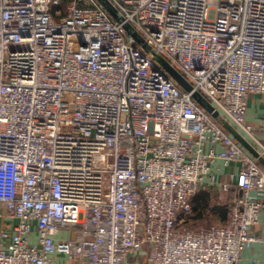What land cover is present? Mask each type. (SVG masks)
Here are the masks:
<instances>
[{"label":"built area","instance_id":"1","mask_svg":"<svg viewBox=\"0 0 264 264\" xmlns=\"http://www.w3.org/2000/svg\"><path fill=\"white\" fill-rule=\"evenodd\" d=\"M106 1L121 22L98 0H0V208L13 222L0 264H124L144 249L146 264H239L258 242L264 171L155 57L264 158V119L246 122L264 95V0ZM218 161L238 167L226 181ZM230 188L224 223L186 225L200 191Z\"/></svg>","mask_w":264,"mask_h":264},{"label":"crops","instance_id":"2","mask_svg":"<svg viewBox=\"0 0 264 264\" xmlns=\"http://www.w3.org/2000/svg\"><path fill=\"white\" fill-rule=\"evenodd\" d=\"M264 119V95L252 94L248 99L246 112V122L252 128L258 130L262 120ZM261 139V137H260ZM246 150V149H245ZM247 151V150H246ZM248 152V151H247ZM249 153V152H248ZM250 154V153H249ZM251 155V154H250ZM252 156V155H251ZM236 164L225 165L222 162H216L213 166V172L217 175L220 181H226L230 172L237 170ZM218 194V190H211L210 193ZM211 196V194H210ZM0 231L10 229L13 222L8 218L6 210L1 208ZM222 223V222H221ZM250 233L258 242L254 243L251 248L242 253L239 264H264V211L259 214L258 224L251 228ZM74 236L73 233L67 230H61L56 236V239H69ZM37 237L35 232L32 234V242H36ZM53 264H83L76 260L69 259L66 255L56 253L52 256ZM146 249L128 256L124 264H146Z\"/></svg>","mask_w":264,"mask_h":264},{"label":"water","instance_id":"3","mask_svg":"<svg viewBox=\"0 0 264 264\" xmlns=\"http://www.w3.org/2000/svg\"><path fill=\"white\" fill-rule=\"evenodd\" d=\"M98 1L117 22H121V18L118 13L108 4L106 0ZM124 28L138 43H142L140 36L129 25H125ZM143 48H145L144 43ZM155 61L183 91L191 92L194 101L208 114H210L213 119L220 122V124L232 135V137L252 155V157L257 159L258 162L264 164V158L260 157L258 153L251 147V145L220 117L219 113L199 92L193 91L192 86L177 70H175L163 57L156 56Z\"/></svg>","mask_w":264,"mask_h":264},{"label":"trees","instance_id":"4","mask_svg":"<svg viewBox=\"0 0 264 264\" xmlns=\"http://www.w3.org/2000/svg\"><path fill=\"white\" fill-rule=\"evenodd\" d=\"M258 165L262 171H264V164L258 162ZM219 199L223 201V204L220 206H214L213 207V214L219 215L224 223L227 219L228 210H227V203L232 201L235 197V189L230 188L226 191H220L218 193ZM210 201V194L204 191H200L192 200V208L193 212L196 213L199 217L203 214V212L206 210V207L208 206V202Z\"/></svg>","mask_w":264,"mask_h":264},{"label":"rangeland","instance_id":"5","mask_svg":"<svg viewBox=\"0 0 264 264\" xmlns=\"http://www.w3.org/2000/svg\"><path fill=\"white\" fill-rule=\"evenodd\" d=\"M211 193L210 201L208 202V206L206 207V210L203 212L201 217H199L196 213L193 212L192 216L190 217V220L186 223L188 227H198V226H214L219 225L221 222H223V219L217 215L215 216L213 214V207L219 206V204H223V201L219 199L218 194ZM221 206V205H220ZM0 208V213H1Z\"/></svg>","mask_w":264,"mask_h":264}]
</instances>
